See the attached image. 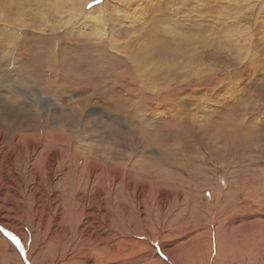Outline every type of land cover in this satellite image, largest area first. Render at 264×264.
<instances>
[{
  "label": "rangeland",
  "instance_id": "374dc122",
  "mask_svg": "<svg viewBox=\"0 0 264 264\" xmlns=\"http://www.w3.org/2000/svg\"><path fill=\"white\" fill-rule=\"evenodd\" d=\"M0 3V264H264V0Z\"/></svg>",
  "mask_w": 264,
  "mask_h": 264
},
{
  "label": "bare ground",
  "instance_id": "6f19581e",
  "mask_svg": "<svg viewBox=\"0 0 264 264\" xmlns=\"http://www.w3.org/2000/svg\"><path fill=\"white\" fill-rule=\"evenodd\" d=\"M50 1V0H49ZM65 1V0H64ZM148 1H150V0H148ZM180 1V0H179ZM43 2V1H42ZM46 2V1H45ZM70 2V1H69ZM77 2H78V0H77ZM83 2V1H82ZM40 3V2H39ZM62 3V2H61ZM64 3V2H63ZM67 3V2H66ZM1 4V3H0ZM71 3H69V5H70ZM75 4V3H74ZM78 4V3H77ZM190 4V3H189ZM11 6H12V4H10ZM20 4H18L17 5V7L19 6ZM41 5H43V4H41ZM47 5V4H46ZM173 5V4H172ZM1 6V5H0ZM44 6V5H43ZM65 6V5H64ZM71 7H72V5H70ZM86 5H83V7H85ZM19 7H21V6H19ZM78 7V6H77ZM4 8V7H3ZM3 8H0V18H4L3 20H5V19H7L8 21L9 20H14V19H11L10 18V15H11V13H10V15L8 14L9 12H7V14L5 13V12H3V10L5 9H3ZM11 8H13V7H11ZM39 8V7H38ZM69 8V7H68ZM73 8V7H72ZM7 9V8H6ZM9 9V8H8ZM22 9V8H21ZM41 9V8H40ZM60 9H62V8H60ZM70 9V8H69ZM75 9V8H74ZM81 9V8H80ZM79 9V10H80ZM20 9H18V11H19ZM57 10V9H56ZM64 10H65V8H64ZM63 10V11H64ZM78 10V9H77ZM76 10V11H77ZM83 10V9H82ZM37 11H38V9H37ZM45 11V10H44ZM62 11V12H63ZM91 11V10H90ZM15 12V11H14ZM29 12V11H28ZM31 12V11H30ZM41 12V11H40ZM19 13V12H18ZM45 13V12H44ZM48 13V12H47ZM69 13V12H68ZM81 13H85V14H88L89 15V10H83ZM139 13V12H138ZM16 14V13H15ZM37 14V13H36ZM60 14V13H59ZM58 14V15H59ZM78 14V13H77ZM91 14V13H90ZM13 15H14V13H13ZM41 15V14H40ZM57 15V16H58ZM71 15V14H70ZM133 15H134V17H136L137 15H136V13L134 12L133 13ZM35 16V15H34ZM43 16V15H42ZM65 16V15H64ZM16 17V16H15ZM19 17V16H18ZM86 18V17H85ZM89 18V17H88ZM92 18V17H91ZM138 19H139V16L137 17ZM19 19L20 20H22V21H24V19L23 18H20L19 17ZM39 19V18H38ZM66 19V18H65ZM32 20H34V19H32ZM42 20V19H41ZM50 20V19H49ZM88 20V19H87ZM107 20V19H106ZM22 21H20V22H22ZM71 21H72V19H71ZM133 21H135V23H137L140 27H142V26H145V24H144V20H133ZM10 22V21H9ZM18 22V21H17ZM25 23V22H24ZM1 24H3V23H1ZM10 25V24H9ZM22 25H25V24H22ZM0 27H1V25H0ZM6 30V29H5ZM9 30V29H8ZM7 30V31H8ZM9 32H12V31H9ZM17 34V33H16ZM12 37V36H11ZM110 39V38H109ZM112 39V38H111ZM12 41H13V38H12ZM114 43V42H113ZM134 43V42H133ZM1 50V49H0ZM1 53V52H0ZM5 53V52H4ZM23 55V54H22ZM21 55V56H22ZM10 56V55H9ZM24 56V55H23ZM18 57V56H17ZM26 57H28V56H26ZM10 59V58H9ZM14 59V58H13ZM11 60V59H10ZM12 61V60H11ZM18 62L20 61V60H17ZM23 61V60H22ZM8 63V62H7ZM21 63V62H20ZM15 64V63H14ZM2 65V64H1ZM1 78V77H0ZM51 78V77H50ZM4 79V78H3ZM3 88V87H2ZM203 107V106H202ZM204 109V108H203ZM15 119H16V117H15ZM20 145V144H19ZM46 147V146H45ZM57 156V155H56ZM103 157H105V155L103 156ZM54 158V157H53ZM55 159V158H54ZM98 179V178H97ZM85 180V179H84ZM84 182V181H83ZM97 184V183H96ZM87 185V184H86ZM87 199V198H86ZM86 201V200H85ZM82 202V201H81ZM81 207V206H80Z\"/></svg>",
  "mask_w": 264,
  "mask_h": 264
},
{
  "label": "snow or ice",
  "instance_id": "6c2138e0",
  "mask_svg": "<svg viewBox=\"0 0 264 264\" xmlns=\"http://www.w3.org/2000/svg\"><path fill=\"white\" fill-rule=\"evenodd\" d=\"M96 2H99V0H96ZM92 6H93V5L90 4L88 7L91 8ZM6 234H7L8 236H12V234H11L10 232H8V233H6ZM12 239L15 240L16 238L13 236ZM17 243H18V241H17Z\"/></svg>",
  "mask_w": 264,
  "mask_h": 264
}]
</instances>
